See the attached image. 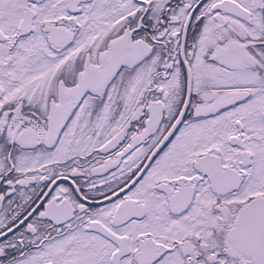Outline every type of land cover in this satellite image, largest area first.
<instances>
[{
	"label": "snow or ice",
	"instance_id": "6c2138e0",
	"mask_svg": "<svg viewBox=\"0 0 264 264\" xmlns=\"http://www.w3.org/2000/svg\"><path fill=\"white\" fill-rule=\"evenodd\" d=\"M0 264H264V0H0Z\"/></svg>",
	"mask_w": 264,
	"mask_h": 264
}]
</instances>
